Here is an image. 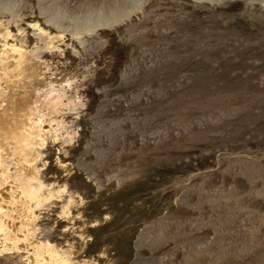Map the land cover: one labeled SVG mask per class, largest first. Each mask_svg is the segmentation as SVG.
Segmentation results:
<instances>
[{
  "label": "rangeland",
  "instance_id": "1",
  "mask_svg": "<svg viewBox=\"0 0 264 264\" xmlns=\"http://www.w3.org/2000/svg\"><path fill=\"white\" fill-rule=\"evenodd\" d=\"M0 264H264V0H0Z\"/></svg>",
  "mask_w": 264,
  "mask_h": 264
},
{
  "label": "bare ground",
  "instance_id": "2",
  "mask_svg": "<svg viewBox=\"0 0 264 264\" xmlns=\"http://www.w3.org/2000/svg\"><path fill=\"white\" fill-rule=\"evenodd\" d=\"M25 137H26V136H25ZM25 137H24V138H25ZM23 141H24V140H23ZM21 142H22V140H21ZM13 144H14V143H13ZM17 151H18V150H17ZM18 153H19V152H18Z\"/></svg>",
  "mask_w": 264,
  "mask_h": 264
}]
</instances>
